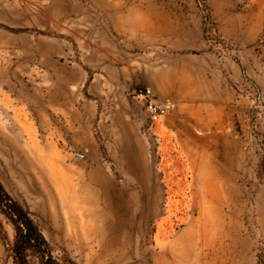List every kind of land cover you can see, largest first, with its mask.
<instances>
[{
	"label": "rangeland",
	"instance_id": "rangeland-1",
	"mask_svg": "<svg viewBox=\"0 0 264 264\" xmlns=\"http://www.w3.org/2000/svg\"><path fill=\"white\" fill-rule=\"evenodd\" d=\"M0 183L51 264H264V0H0Z\"/></svg>",
	"mask_w": 264,
	"mask_h": 264
},
{
	"label": "trees",
	"instance_id": "trees-1",
	"mask_svg": "<svg viewBox=\"0 0 264 264\" xmlns=\"http://www.w3.org/2000/svg\"><path fill=\"white\" fill-rule=\"evenodd\" d=\"M0 212L14 227L11 252L14 264H31L29 255L40 258V264H51L49 246L27 208L13 199L0 183Z\"/></svg>",
	"mask_w": 264,
	"mask_h": 264
},
{
	"label": "bare ground",
	"instance_id": "bare-ground-1",
	"mask_svg": "<svg viewBox=\"0 0 264 264\" xmlns=\"http://www.w3.org/2000/svg\"><path fill=\"white\" fill-rule=\"evenodd\" d=\"M202 195V194H201ZM106 206L113 208L116 202H119L121 198L116 194L113 189L106 191ZM121 205V201L119 202ZM118 205V204H117ZM224 200L221 195L219 186L211 184L209 188L204 190L203 196H198L193 207L198 209L197 220L205 219L204 222L216 224L220 220L221 209L223 208ZM99 218H102V214L97 213ZM215 216V217H214Z\"/></svg>",
	"mask_w": 264,
	"mask_h": 264
},
{
	"label": "built area",
	"instance_id": "built-area-1",
	"mask_svg": "<svg viewBox=\"0 0 264 264\" xmlns=\"http://www.w3.org/2000/svg\"><path fill=\"white\" fill-rule=\"evenodd\" d=\"M132 98L143 102L147 118L150 124L159 122L167 113L168 107L164 104H159L149 98V91L133 90Z\"/></svg>",
	"mask_w": 264,
	"mask_h": 264
},
{
	"label": "crops",
	"instance_id": "crops-1",
	"mask_svg": "<svg viewBox=\"0 0 264 264\" xmlns=\"http://www.w3.org/2000/svg\"><path fill=\"white\" fill-rule=\"evenodd\" d=\"M30 73V72H29Z\"/></svg>",
	"mask_w": 264,
	"mask_h": 264
}]
</instances>
